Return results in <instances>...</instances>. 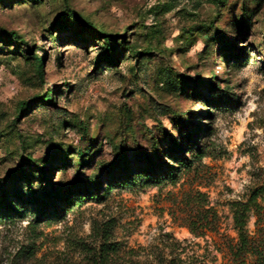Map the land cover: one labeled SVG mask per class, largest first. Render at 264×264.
<instances>
[{
  "label": "rangeland",
  "instance_id": "374dc122",
  "mask_svg": "<svg viewBox=\"0 0 264 264\" xmlns=\"http://www.w3.org/2000/svg\"><path fill=\"white\" fill-rule=\"evenodd\" d=\"M261 184L264 0H0V264H233Z\"/></svg>",
  "mask_w": 264,
  "mask_h": 264
},
{
  "label": "trees",
  "instance_id": "16d2710c",
  "mask_svg": "<svg viewBox=\"0 0 264 264\" xmlns=\"http://www.w3.org/2000/svg\"><path fill=\"white\" fill-rule=\"evenodd\" d=\"M241 21L243 23L246 22V14H244L241 17ZM83 25H85L86 28H88L89 31L93 33H97L99 37H102L105 42V52L107 54L111 55L114 48H112L109 45L108 37L109 35L105 34L102 31L97 30L95 26H93L90 22L83 21ZM118 37V36H116ZM26 44V42H23ZM108 61H113L111 58H108ZM42 58L37 59L35 58V64H34V71L35 75L39 78L42 77L41 71H42ZM39 98L43 97V101L48 102L52 99V95L49 93H46L43 96H38ZM25 105H21L20 112L24 111V109L27 107ZM194 131V129H193ZM192 135V132L187 133L185 136L186 138H189ZM183 148L180 146L175 145L173 151H182ZM33 161V160H32ZM35 161V160H34ZM33 161V163H34ZM143 161H151V158L146 156ZM165 164V159H161V161L158 164L153 165L152 167H146L143 169V171L134 172V178H131V172H128V163L124 164L125 174L122 175V179L124 182L122 183H134L139 182L142 180H152V181H158L160 179H164L166 177H173L175 173H171L170 171H164L163 165ZM188 164L187 159L184 158L181 162V166ZM36 169H41L40 165L33 164ZM176 170V169H174ZM21 176H25V179H28L29 183V189L32 191V193H35L32 189L31 180L32 178H29L26 173L20 171L19 172ZM40 184H43L41 187V190L46 191V186L44 184H50V181L48 180V176L38 175ZM12 183L16 181L18 178V175L12 174L10 175ZM11 183V184H12ZM95 187H100V184H96ZM21 187L16 186L15 187V196H20L21 194ZM82 193L84 195H88L91 192V188L89 187H83L81 189ZM87 193V194H86ZM8 195V192H3L1 198H0V204L3 205V208H6L4 216H11L14 213V208L10 206V203L6 199V196ZM56 195L58 194H52L47 196V198L51 199L52 201L56 199ZM78 195V194H77ZM29 199H34L35 202H38V198L35 195H31ZM82 199V198H81ZM259 200H264V184H261L260 186L254 188L249 195L248 200L246 203L238 202L234 208V215H233V221H234V228L237 232V240L234 243H230L229 245V253L232 258L233 264H264V232L261 228V225L264 221V206H262L259 203ZM41 206L48 207L46 203H42ZM40 207V206H39ZM19 209V208H18ZM3 213V212H2ZM254 214L257 217L256 220V226L257 231L255 233H251L248 228V222L249 218L251 217V214Z\"/></svg>",
  "mask_w": 264,
  "mask_h": 264
}]
</instances>
